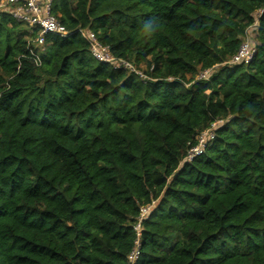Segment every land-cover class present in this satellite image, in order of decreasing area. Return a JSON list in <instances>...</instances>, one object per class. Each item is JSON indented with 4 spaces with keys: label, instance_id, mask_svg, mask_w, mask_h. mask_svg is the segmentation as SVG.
Instances as JSON below:
<instances>
[{
    "label": "trees",
    "instance_id": "16d2710c",
    "mask_svg": "<svg viewBox=\"0 0 264 264\" xmlns=\"http://www.w3.org/2000/svg\"><path fill=\"white\" fill-rule=\"evenodd\" d=\"M50 12L68 35L42 46L0 13V264H264V0ZM251 27V60L229 64ZM78 29L144 78L94 60Z\"/></svg>",
    "mask_w": 264,
    "mask_h": 264
},
{
    "label": "built area",
    "instance_id": "2783aa9c",
    "mask_svg": "<svg viewBox=\"0 0 264 264\" xmlns=\"http://www.w3.org/2000/svg\"><path fill=\"white\" fill-rule=\"evenodd\" d=\"M51 0H0V13L10 16L17 23L26 25L27 27H34L39 30L36 38L32 40V43L42 46L44 43L45 35H56L61 38H66L68 31L63 27L50 12ZM255 24L253 27H255ZM253 27L249 29V32ZM78 34L84 39L89 47V52L92 58L98 62L105 63L111 66L113 69L125 70L129 73H133L139 76L141 79L144 76L137 70L131 63L126 60L115 58L98 40L95 34L86 29H78ZM248 35V34H247ZM254 50L250 44L249 37L242 42L238 52L231 58L229 64H237L240 62L248 63ZM31 58L35 60L36 64L39 61L36 55L31 52ZM209 70L204 71L199 75L198 79H205ZM220 124V121H214L208 128L199 132L196 137L195 146L188 149L185 154L183 162H191L193 158L202 154L207 146L215 138V130ZM154 206V202L139 208L138 216L135 223L132 226V230L135 233L134 246L128 260L133 263L139 255V242L142 231V222L147 220L151 209Z\"/></svg>",
    "mask_w": 264,
    "mask_h": 264
},
{
    "label": "rangeland",
    "instance_id": "374dc122",
    "mask_svg": "<svg viewBox=\"0 0 264 264\" xmlns=\"http://www.w3.org/2000/svg\"><path fill=\"white\" fill-rule=\"evenodd\" d=\"M253 32H251V30H250V32L248 33V37H249V39H252L253 38Z\"/></svg>",
    "mask_w": 264,
    "mask_h": 264
}]
</instances>
